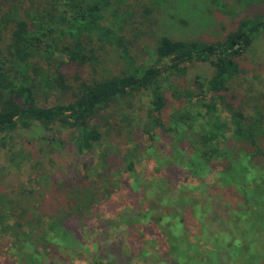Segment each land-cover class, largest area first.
<instances>
[{
    "label": "trees",
    "instance_id": "16d2710c",
    "mask_svg": "<svg viewBox=\"0 0 264 264\" xmlns=\"http://www.w3.org/2000/svg\"><path fill=\"white\" fill-rule=\"evenodd\" d=\"M199 1L218 8V0ZM181 2L0 0V137L18 135L31 159L33 152L26 148L36 141L25 131L40 127L47 143L37 144L36 150L63 179L53 181L55 201L47 209L33 193L0 183V238L26 249L13 264H105L107 259V264H132L136 258L154 264H264V102L256 107L233 102L244 84L239 78L242 57L264 36V12L237 18L235 28L218 40L162 35L155 63H138L131 46L151 38L163 25L159 13ZM106 45L123 49L121 72L83 79L69 93L72 87L61 67L96 69L98 49ZM199 64L208 74L195 77L194 90L187 74ZM43 94L70 98L40 105ZM171 101L178 108L167 118ZM137 105L142 117L136 116ZM116 106L124 107V113L115 130L133 144L126 151L111 142L109 150L103 148L110 130L101 122L107 119L98 118ZM222 111L229 122L222 120ZM156 130L173 134L178 143L167 171L163 168L161 178L151 179L154 186L150 183L141 193L147 199L154 194L157 207L155 202L146 208L139 203L136 210L128 209L135 203L110 204L123 177L135 174L138 139ZM228 131L237 143L221 147L219 140ZM69 145L78 163L56 169L53 158ZM105 203L110 204L103 213L106 225L116 228L117 241L97 260L86 262L82 235L89 231L90 216ZM184 211L192 220L189 227ZM168 222L171 227H165Z\"/></svg>",
    "mask_w": 264,
    "mask_h": 264
},
{
    "label": "rangeland",
    "instance_id": "374dc122",
    "mask_svg": "<svg viewBox=\"0 0 264 264\" xmlns=\"http://www.w3.org/2000/svg\"><path fill=\"white\" fill-rule=\"evenodd\" d=\"M191 1L192 0H183V2L176 5L177 9H172V6L163 9L161 12L163 16L159 13L158 23L163 22V25L157 27L154 32H151V38L143 42L139 39L137 46H131V51L135 55L138 63L143 66H149L155 63V47L162 35L183 40H218L223 38L229 30L235 28L234 20L237 18L253 17L264 12V0L261 3H258L257 0H241L240 3L238 0H218V8L199 0L196 1L198 5L192 4ZM108 27L113 28L111 24L108 25ZM142 38L146 37L144 36ZM122 52V48L116 50L113 46L106 45L104 48L98 49L101 64L96 69L91 67L80 68L70 63L61 67V70L66 74L68 83L72 87L69 93H72L83 79L99 77L100 75L119 74L123 69L122 59L120 57ZM240 66H242L243 72L240 74L239 78L244 80V84L237 87V92H235L236 100H233V102L235 105L237 104L239 106L247 105L249 107H256L260 101L264 102V36L257 39L252 50L245 57H242ZM206 74H208V72L205 66L201 64L189 69L187 80L191 82L190 85L194 90L198 89V84L194 81L195 77L198 75L202 78ZM202 81L204 80L202 79ZM188 84L189 83L186 85ZM69 98V95H45L39 99V104H55L58 102H65ZM147 103L148 98L144 97L143 109H145ZM176 105H178L176 102L172 103L171 101V103H169L166 110V117L167 114L170 117L178 108ZM137 106V111L135 112L137 114L136 116L139 115L142 117L140 106ZM123 109L124 107L119 108V106H116L111 111L105 112L101 116L98 115L100 121L102 118L107 119V123H104V120L101 122L106 129L110 130V133L105 135L103 148L106 150H109L108 144L110 142L114 147L123 148V150L133 147L132 142L129 143L125 138L118 136L115 130L124 113L121 111ZM221 118L229 122L231 117L227 112L222 111ZM25 132H27L25 134L27 138L36 141L35 145L31 143L26 148L28 152H33V158L31 157V159L25 156V150H21L23 145L18 135H14L13 140L10 138L4 140V138L0 137V183H2L1 186L13 185L17 188H23L29 193H33L36 203H38L39 200L42 201L44 208L47 209L49 204L55 201V197L52 196L53 188L55 187L53 181L58 179V181L61 182L63 179L61 177L59 178L60 174L57 171H54V165L49 163L51 160L44 158L36 150V146L38 147L37 144L46 145L47 143L45 135L42 134V129L40 127H33ZM141 135L142 134H140V136ZM173 136V134L172 136L162 135L159 130H156L153 133H145L138 139L141 140L137 142L140 145V151L135 165V174L132 176L127 174L123 177L124 182L118 184L117 192L114 194L113 198H111L110 204H114L115 202L119 203V201H126L127 205L135 203L132 206L133 208L128 207V209L136 210L139 203H145L146 208L147 205L154 206L155 202V207H157V198L154 197V194L149 195L147 199L143 198L141 193L145 192V188H151V185L154 186L151 179L154 177L158 179L161 178V175L164 174L163 168L167 171L165 169L168 165L167 162L169 159L171 160L172 154L175 155L174 152H172V148L178 145L176 141H173ZM4 142L6 144H3ZM14 143L19 144L13 146ZM233 143L237 142L232 139L231 131L226 132L225 136L219 140V145L221 147L230 146ZM95 152V154H98L99 150L97 149ZM62 153V156L53 158L55 162L58 160L56 169L61 168L64 170V168H68V166H71L73 163H78L77 161L79 158L70 145L67 146V150H63ZM158 158H161V161L157 160ZM157 167H160L161 171L156 173ZM240 171L241 170L237 171L238 174ZM238 179L242 180V176H239ZM224 188L226 192L229 187ZM235 189V186L234 188L231 187L233 192L236 191ZM133 196H136L137 202L132 201L133 198L131 197ZM110 204H103L100 211L92 214L87 221V228L89 231L82 235V239L86 245L85 248L81 250V255L86 262L97 260L100 254L103 255V253L107 252L106 250H109L111 247L113 249L115 246L117 241L116 228H108L106 224L109 219L106 215H103L106 210L108 211L110 209ZM177 204L181 206V204ZM170 205L172 206L171 203ZM187 211L183 212L184 217L187 218V220L183 222L189 227L192 220L186 215ZM165 227H171V223H166ZM152 246L154 250L158 251L157 249L159 247L156 242L152 241ZM0 247L2 248L0 249V264H5L4 261L13 264L14 260L17 259L21 253L26 252V249L23 250L21 244L19 245L16 243V245H13L11 238H0ZM160 249L161 251L163 250L162 248ZM108 262L109 259L104 263L107 264ZM144 263L154 264L150 258L146 260L136 258L132 264Z\"/></svg>",
    "mask_w": 264,
    "mask_h": 264
}]
</instances>
